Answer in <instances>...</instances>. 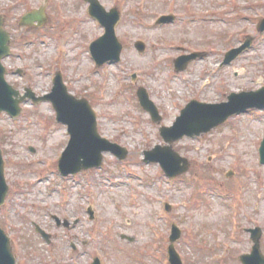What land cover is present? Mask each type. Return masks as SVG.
<instances>
[{
  "label": "rangeland",
  "instance_id": "obj_1",
  "mask_svg": "<svg viewBox=\"0 0 264 264\" xmlns=\"http://www.w3.org/2000/svg\"><path fill=\"white\" fill-rule=\"evenodd\" d=\"M103 3L121 13L116 33L123 49L119 63L98 68L89 46L105 31L79 0H0L13 40L4 60L8 83L20 95L31 89L43 96L60 72L73 95L90 101L100 135L128 150L124 161L107 153L100 169L62 177L57 166L70 137L52 105L28 99L16 119L0 114L9 186L0 227L16 264H93L97 258L102 264H169L173 225L181 231L175 248L183 264H242L240 257L254 246L248 230L256 228L264 255V110L175 143L189 170L174 180L159 164L144 163L145 152L166 146L160 127L172 126L190 101L227 102L233 93L264 87V33L257 32L264 0ZM42 7L50 15L43 30L20 27L25 14ZM167 14L177 22L157 26ZM249 36L250 50L223 66L225 55ZM193 53L203 56L176 72L175 59ZM141 87L159 108L160 124L141 108Z\"/></svg>",
  "mask_w": 264,
  "mask_h": 264
},
{
  "label": "water",
  "instance_id": "obj_2",
  "mask_svg": "<svg viewBox=\"0 0 264 264\" xmlns=\"http://www.w3.org/2000/svg\"><path fill=\"white\" fill-rule=\"evenodd\" d=\"M92 8L96 12H99L95 13V15L106 28L105 36L91 46L97 64L101 66L108 61H120L122 45L118 42L115 35V27L119 21V15L116 12H112L107 16L104 15L98 11L94 1H92ZM45 21V17L41 12H33L23 18L22 25L31 26L35 22H38L42 26ZM259 30L261 32L264 31V21L259 26ZM10 43V35L4 30V22L0 17V113L5 111L12 117H17L20 114V103L24 102L27 98H32L35 101H52L58 113V120L69 126L71 134L69 146L63 154L59 165L60 171L64 175L76 174L82 170L100 167L104 152H112L121 160L125 159L127 152L124 149L100 137L97 131L96 117L88 103L86 101H75L68 96L61 76H58L55 80V87L50 96L44 99H36L35 95L29 91L25 97L18 98L19 93L6 82V69L2 64V60L10 55ZM251 43L252 40H249L242 48L230 52L224 64L231 63L243 51L249 48ZM136 47L139 51H144L145 49L144 45L140 43ZM193 58L195 56L179 59L176 62L177 71L185 70L187 64ZM138 95L143 107L152 113L153 120L160 122L161 118L158 116L154 105L150 102L146 91L140 89ZM250 108H264V89L256 93L231 95L229 102L221 105H206L193 102L182 111L181 116L172 128L161 130L162 136L171 145L185 136L194 137L208 133L213 128L226 122L230 117L245 112ZM261 156L262 163L264 164V143L261 148ZM146 157V162H159L169 177L174 178L189 169L186 160L182 159L170 147H158L156 150L146 153ZM182 164L184 165L182 166ZM8 190L9 188L4 176V160L0 149V206L5 203ZM43 235L45 234L43 233ZM45 237L48 238L46 235ZM260 237L261 231L259 229L252 231L255 247L251 255L241 257L243 264H264V257L260 252L259 246ZM180 238L181 231L174 226L169 247L171 264H183L175 249V243ZM0 264H16L10 239L1 228ZM94 264H100V261L96 259Z\"/></svg>",
  "mask_w": 264,
  "mask_h": 264
},
{
  "label": "flooded vegetation",
  "instance_id": "obj_3",
  "mask_svg": "<svg viewBox=\"0 0 264 264\" xmlns=\"http://www.w3.org/2000/svg\"><path fill=\"white\" fill-rule=\"evenodd\" d=\"M79 2L80 3H83L84 5H85V12H86V14L87 15H89L88 14V9H89V4L88 3H86L84 0H79ZM100 2L102 3V5L105 7V9L107 10V11H109L112 7H107L104 3H103V0H100Z\"/></svg>",
  "mask_w": 264,
  "mask_h": 264
}]
</instances>
